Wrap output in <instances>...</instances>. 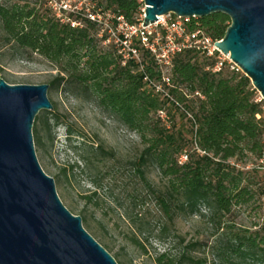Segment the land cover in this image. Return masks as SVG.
<instances>
[{
    "label": "trees",
    "instance_id": "trees-1",
    "mask_svg": "<svg viewBox=\"0 0 264 264\" xmlns=\"http://www.w3.org/2000/svg\"><path fill=\"white\" fill-rule=\"evenodd\" d=\"M105 2L98 3L104 11L114 10L131 23L143 6L142 0ZM74 19L82 20L83 27L61 23L45 0L1 1L0 72L9 55H36L58 70L50 87L66 83L92 94L101 110L140 137V154L127 162L135 181L130 179L124 194L108 202L126 224L129 243L143 257L149 255L145 241L162 243L166 248L156 254L155 264H212L206 249L220 261L264 264V229L245 230L235 220L239 209L264 197V174L247 169L264 155L262 104L255 102L257 91L250 79L229 69L213 73L216 58L186 51L173 61L168 88L182 109L148 87L146 78L162 83L149 52L141 50V62L129 60L124 66L113 47L102 45L94 23L81 16ZM230 25L223 14L188 23L191 30H202L214 40H222ZM169 107L181 113L186 126L160 117ZM54 121L59 125L61 117L55 115ZM67 131L68 147L79 160L61 165L57 177L65 188H75L81 176L95 187L80 194L84 201L80 214L88 223L89 208L105 203L98 191L106 175L118 169L117 158L103 143L82 139L73 145V130ZM36 140L47 155L54 143L48 118L42 120L41 130L36 129ZM183 155L188 156L186 163L180 162ZM251 159L255 164L249 163ZM152 168L159 181L149 175ZM149 203L157 209L155 217L146 208ZM193 218L209 226L207 238L199 234L189 239L179 230L180 221Z\"/></svg>",
    "mask_w": 264,
    "mask_h": 264
},
{
    "label": "water",
    "instance_id": "water-1",
    "mask_svg": "<svg viewBox=\"0 0 264 264\" xmlns=\"http://www.w3.org/2000/svg\"><path fill=\"white\" fill-rule=\"evenodd\" d=\"M143 1L144 27L169 14L229 17L231 25L216 47L264 98V0ZM49 89L0 79V264H118L82 218L64 206L38 160L33 126L42 111H54Z\"/></svg>",
    "mask_w": 264,
    "mask_h": 264
},
{
    "label": "rangeland",
    "instance_id": "rangeland-1",
    "mask_svg": "<svg viewBox=\"0 0 264 264\" xmlns=\"http://www.w3.org/2000/svg\"><path fill=\"white\" fill-rule=\"evenodd\" d=\"M3 0H0V2ZM101 2V1H99ZM97 2V3H99ZM104 5L106 2L104 0ZM103 45V44H102ZM3 71L0 72V79L5 80L10 85H49L58 76V70L46 60L28 53H20L15 56H7L2 60ZM258 96V94H257ZM48 98L54 106V111H42L36 118L33 126L35 149L40 165L48 176L53 178L56 183L57 193L64 206L77 217L83 220L86 231L92 235L115 258L118 264H155L153 259L157 253H163L165 246L150 239L145 241L148 257H143L127 239V226L119 218L116 208L108 203L124 194L127 183L130 179L135 181L134 172L128 166V160H133L142 150L140 137L134 132L129 131L122 124L117 122L111 115L101 110L97 105V100L92 94H86L81 89H71L66 83L59 88L50 87ZM166 120L175 122L178 127L183 128L187 122L181 118V113L169 107ZM61 117V123L55 124L54 116ZM48 118L52 127L53 146L49 148V153H43L42 148L36 140V129L41 130L42 120ZM68 128L73 130V145H79L82 139L90 143H103L107 148L114 150L117 158L118 169L106 175L103 181V189L98 191L99 196L105 200L103 206L99 208H89L88 223L85 216L81 215L84 208V201L80 194L95 191V187L85 176L79 178V185L75 188H65L58 180V171L61 165L67 161L78 162L76 153L69 149L67 139ZM83 134L80 136L79 134ZM249 163L255 164V159ZM251 166V165H250ZM152 180L159 181L157 172L152 168L149 171ZM152 217L156 216V207L149 203L146 207ZM205 213V212H204ZM107 214V216H105ZM236 222L245 230L264 229V197H257L255 202L239 209ZM89 224V226H88ZM105 228V230H104ZM178 228L189 239L200 234L201 237L209 236L211 230L205 222L197 218L180 221ZM209 261L212 264H232L227 259L219 260L216 254L206 249Z\"/></svg>",
    "mask_w": 264,
    "mask_h": 264
},
{
    "label": "built area",
    "instance_id": "built-area-1",
    "mask_svg": "<svg viewBox=\"0 0 264 264\" xmlns=\"http://www.w3.org/2000/svg\"><path fill=\"white\" fill-rule=\"evenodd\" d=\"M143 6L134 23L129 22L123 15L114 10L104 11L97 2L87 0H45L46 7L61 23L71 24L72 28H82V20L75 17H83L98 27V37L102 40L104 47H113L125 66L129 60L141 62V50L149 52L155 59L161 72L162 83H156L149 78L148 87L156 94L170 100L172 103L181 105L170 95L168 88L171 86V75L173 61L176 56L192 51L202 57L216 58L213 73H219L223 69L243 74L241 68L235 64L230 56L224 55L217 47L222 40H214L202 30H191L188 23L192 19L182 18L174 14L158 17L159 21L144 27L145 10ZM256 103L262 104L264 117V98L257 92ZM182 108V107H181ZM183 109V108H182ZM160 117L166 120V111L160 112ZM188 116L191 115L188 113ZM264 141V132H263ZM188 156L180 158L181 163H186ZM264 174V155L255 166Z\"/></svg>",
    "mask_w": 264,
    "mask_h": 264
}]
</instances>
